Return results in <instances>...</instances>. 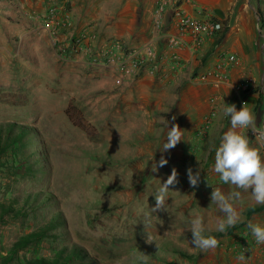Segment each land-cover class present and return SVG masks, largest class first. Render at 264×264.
Wrapping results in <instances>:
<instances>
[{"label": "rangeland", "instance_id": "rangeland-1", "mask_svg": "<svg viewBox=\"0 0 264 264\" xmlns=\"http://www.w3.org/2000/svg\"><path fill=\"white\" fill-rule=\"evenodd\" d=\"M105 3L88 0L84 8L82 0H0V133L37 137L24 152L0 151V204L17 200L27 212L14 220L0 208V264L52 259L60 250L80 251L82 264H141V253L148 264H264V244L247 227L261 207L238 202L242 222L216 231L224 214L211 193L219 188L227 195L233 186L205 169L211 160L203 159V140H181L161 151L172 111L159 109L157 94L138 82L159 71L125 77L123 55L137 47L120 35L105 36V23L80 30L78 14H89V22L79 20L91 27L118 9ZM161 157L168 161L163 167ZM173 168L179 182L169 191L167 211L153 213L156 192ZM188 168L200 172L197 187L189 184ZM197 216L205 235L219 240L214 250L191 244L190 222ZM55 219L64 224L13 248ZM146 232L155 242L146 243Z\"/></svg>", "mask_w": 264, "mask_h": 264}, {"label": "crops", "instance_id": "crops-1", "mask_svg": "<svg viewBox=\"0 0 264 264\" xmlns=\"http://www.w3.org/2000/svg\"><path fill=\"white\" fill-rule=\"evenodd\" d=\"M82 1L88 4V0ZM156 2L106 0L104 6L118 9L113 12L111 9L104 14L101 23L96 22L91 27L81 21L85 18L88 21L90 15L78 14V22H82L80 30L90 31L95 27L99 30L105 23L102 29L105 36L120 35L129 46L149 47L151 57L159 62V72L152 79L144 73L138 82L143 81L146 89L157 94L159 109L168 106L172 111L175 120L171 122L183 131L184 143L198 144L203 140V159L211 160L205 169H213L220 137L231 127L230 117L223 115L224 103L235 104L237 110L246 104L256 115L257 126L264 127V26L260 21L264 22V0H182L190 16H198L197 10L204 8L223 29L217 36L205 38L196 50L187 47L180 51L178 63L171 59L175 51L166 43L167 36L176 32L170 14L164 15L160 31L154 27ZM118 27L120 30H115ZM164 53L170 58L164 59ZM227 55H235L240 64L222 66ZM215 68L223 71L224 81L217 82L213 78L211 71ZM149 80L152 82L145 83ZM161 95H166L167 101H160ZM247 135L256 144L255 134L250 129ZM261 155L264 157V148ZM250 191L242 192L241 202L248 207H261L253 219L264 225V204H255Z\"/></svg>", "mask_w": 264, "mask_h": 264}, {"label": "clouds", "instance_id": "clouds-1", "mask_svg": "<svg viewBox=\"0 0 264 264\" xmlns=\"http://www.w3.org/2000/svg\"><path fill=\"white\" fill-rule=\"evenodd\" d=\"M224 105L223 115L230 117L231 127L220 137L219 146L215 151L213 170L224 184L233 186V190L226 195L219 188H213L211 193L212 203H215L219 211L224 214L222 218L217 219L216 231L218 232H225L227 228L242 222L241 213L236 206L242 200V192L251 190V198L254 203L264 204V157L261 155V148H264V127L257 126L256 115L246 104L240 110H237L235 104L224 103ZM172 119L175 120V117ZM249 129L255 134L256 144H253V140H250L247 135ZM166 140L161 151L173 149L183 140V131L178 124H173L168 129ZM167 163L168 161L161 157L159 167H163ZM152 170L157 171V166L154 165ZM187 176L190 186L197 187L199 185V170L193 174L192 169L188 168ZM178 182V172L173 168L167 180L158 188L155 195V206L151 208V212L167 211L169 191ZM147 222L150 223V217ZM247 227L256 243L264 244V225L248 221ZM189 230L192 234L191 244L194 248L207 252L219 246V240L215 236L205 235V225L201 216L191 220ZM145 239L148 244L155 242L153 236L147 232ZM138 259L141 264H148V255L141 253ZM237 259L243 262L245 256L240 255Z\"/></svg>", "mask_w": 264, "mask_h": 264}, {"label": "built area", "instance_id": "built-area-1", "mask_svg": "<svg viewBox=\"0 0 264 264\" xmlns=\"http://www.w3.org/2000/svg\"><path fill=\"white\" fill-rule=\"evenodd\" d=\"M170 14L174 22L176 32L167 36V47L175 51L171 59L178 63L180 60L178 53L184 48L189 47L196 50L205 38L217 36L223 26L220 22L215 21L209 12L204 8L197 10L196 17L190 16L183 7L182 0H157L154 7V27L160 31L163 25L165 14ZM117 47L124 51V45L117 43ZM164 59L170 58L164 53ZM174 62V63H175ZM240 64L239 58L235 55H227L222 62V66H237ZM122 74L125 77H136L147 70L151 74L159 71V62L151 57L149 47H137L128 49L123 55V61L120 65ZM211 75L217 82L225 80V74L219 68L211 71Z\"/></svg>", "mask_w": 264, "mask_h": 264}, {"label": "trees", "instance_id": "trees-1", "mask_svg": "<svg viewBox=\"0 0 264 264\" xmlns=\"http://www.w3.org/2000/svg\"><path fill=\"white\" fill-rule=\"evenodd\" d=\"M36 140L37 137L35 134L28 135L26 133H21L15 137L6 136L5 138H2L0 133V151L5 150L7 147H14L13 149L24 152L28 143H35ZM6 204L7 205L3 203L0 204V208L4 213L10 214V217L14 220L27 213L24 209L25 205H21L17 200L15 201L11 199L7 201ZM63 224V220L55 219L52 224L49 223L45 228L21 237L13 245V248L18 250L20 248H24L27 244L34 240L43 239L50 230L60 227ZM83 260L84 255L80 251L72 250L71 252L65 254L63 250H60L57 255L53 256L52 259L33 258L19 264H82Z\"/></svg>", "mask_w": 264, "mask_h": 264}]
</instances>
